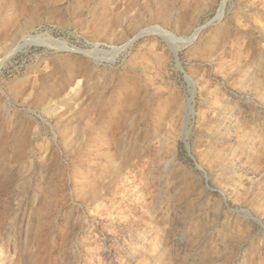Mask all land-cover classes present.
<instances>
[{
    "label": "rangeland",
    "instance_id": "1",
    "mask_svg": "<svg viewBox=\"0 0 264 264\" xmlns=\"http://www.w3.org/2000/svg\"><path fill=\"white\" fill-rule=\"evenodd\" d=\"M115 258L264 264V0H0V264Z\"/></svg>",
    "mask_w": 264,
    "mask_h": 264
},
{
    "label": "bare ground",
    "instance_id": "2",
    "mask_svg": "<svg viewBox=\"0 0 264 264\" xmlns=\"http://www.w3.org/2000/svg\"><path fill=\"white\" fill-rule=\"evenodd\" d=\"M246 97L248 98L249 95H247ZM217 111L219 112V114H221L220 117L212 119V122L210 123L216 129L213 136L214 139L222 140L226 144L223 147V153L225 155H229L232 151L231 146L236 144L239 138L244 134L243 130L239 128L237 120L239 118L238 114L246 112V107L241 108L239 100L226 99L222 102V106H220ZM249 138L250 140L245 143L246 149H244V151L242 152V156L232 158L227 163L221 165L217 170L219 175L228 176L229 181L237 176L238 171L243 167V163L239 158H248L250 152L253 149L250 144H254L255 138L253 137V135H250ZM167 164H169V162H167L166 165ZM210 234H214V229H212V226L207 227L206 235ZM189 237H192V234L184 232L180 227L175 228V240L183 241L185 238L187 239ZM219 242L220 237L216 236L215 243ZM103 252L106 257L119 256V251L112 247H107ZM113 260V264L117 263L116 258Z\"/></svg>",
    "mask_w": 264,
    "mask_h": 264
}]
</instances>
